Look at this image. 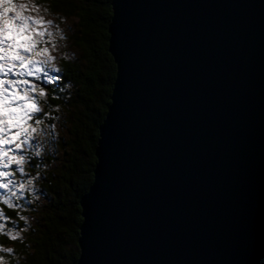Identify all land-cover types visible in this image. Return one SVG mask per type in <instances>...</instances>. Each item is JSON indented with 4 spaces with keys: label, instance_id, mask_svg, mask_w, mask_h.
Instances as JSON below:
<instances>
[{
    "label": "water",
    "instance_id": "water-1",
    "mask_svg": "<svg viewBox=\"0 0 264 264\" xmlns=\"http://www.w3.org/2000/svg\"><path fill=\"white\" fill-rule=\"evenodd\" d=\"M117 75L77 264H255L264 0H114Z\"/></svg>",
    "mask_w": 264,
    "mask_h": 264
},
{
    "label": "trees",
    "instance_id": "trees-1",
    "mask_svg": "<svg viewBox=\"0 0 264 264\" xmlns=\"http://www.w3.org/2000/svg\"><path fill=\"white\" fill-rule=\"evenodd\" d=\"M113 1L41 0L48 14L72 22L68 38L79 55L62 56L59 71L51 76L60 78L42 83L46 95L36 96L41 112L36 113L35 121L39 119V129H47L42 150L48 152L42 155L41 150L30 149L26 165L45 201L41 208L31 202L35 209L31 215L42 222L15 240L0 236L2 247L8 249L1 254L7 264H77L83 222L80 201L94 180L100 126L117 75L109 51ZM7 210L6 216L21 231L30 216ZM255 264H264V242L262 259Z\"/></svg>",
    "mask_w": 264,
    "mask_h": 264
},
{
    "label": "snow or ice",
    "instance_id": "snow-or-ice-1",
    "mask_svg": "<svg viewBox=\"0 0 264 264\" xmlns=\"http://www.w3.org/2000/svg\"><path fill=\"white\" fill-rule=\"evenodd\" d=\"M26 9L27 5L17 6L15 0H0V167L5 169L23 163V157L10 154V146L19 150L22 143L28 142L33 131L28 122L34 114L41 112L33 98L36 86L24 77L39 79L43 72L49 84L60 78L51 77L44 71L52 58L47 50L38 47L43 37L52 34L42 30L44 21L25 15ZM52 71L59 70L53 68ZM10 76L15 79H9ZM38 95L43 97L46 93L41 88ZM35 122L39 123V119ZM8 176V172L0 171V178ZM0 189H9V183H0ZM23 189L24 185H20V190ZM3 202L9 208L13 207L11 201L5 199ZM2 230L3 226H0ZM11 239L17 237L13 234Z\"/></svg>",
    "mask_w": 264,
    "mask_h": 264
},
{
    "label": "rangeland",
    "instance_id": "rangeland-1",
    "mask_svg": "<svg viewBox=\"0 0 264 264\" xmlns=\"http://www.w3.org/2000/svg\"><path fill=\"white\" fill-rule=\"evenodd\" d=\"M15 3L17 6L27 5V9L25 10L24 14L29 15L32 18H39L44 21L42 30L52 34L51 36L43 37L42 43H40L38 47L47 50L48 55L52 58L44 71H47L49 76H52V74H57V72H53L52 69L58 68V61L62 56L74 58L79 55V52L72 47V44L68 38V34L73 29L74 25L71 24V21L61 20L51 14H48L45 8H43L41 5V0H15ZM41 59H43V57H41ZM39 77V79H37L35 76L24 77V79H27L30 84L36 86V89L33 91V98L36 101H38L36 97L38 95V91L42 88L41 84L47 83L43 72L39 74ZM8 78L15 79V77L11 76ZM38 97L44 98V96L41 97L39 95ZM35 115L36 114H34L33 118L28 122L29 126L33 128L32 133H30L28 137V142L22 143L19 150H15L14 146H10V154L17 157H23V163L20 165H10L6 169L0 167V171H6L9 173L7 178H0V183H9V189H0V226H3V230L0 231V236L4 235L9 238H11V235L13 234L16 237L24 236L32 225H37L39 222H42L41 220L38 222L39 218L36 219L33 215H31L35 209L30 203H38L37 207L41 208L45 201L39 192L38 186L34 182L36 180H34L33 177L28 174L26 165L28 156L27 153H29L30 149H35L37 151L41 150L42 155H45L48 152L46 148L45 151L42 150L45 139H47V129H42V127L39 129V126H37L35 122ZM20 185H24L23 191L20 190ZM5 199L12 202V208L18 210L19 215L23 213V216L26 214L30 216L28 219H24V226L22 227L21 231L17 228L15 220H11L6 216L8 212L7 209L10 208L3 202ZM35 216L38 217L37 212ZM8 222L15 224V226L10 225ZM7 251L8 249L2 247V244L0 243V264H7L1 255Z\"/></svg>",
    "mask_w": 264,
    "mask_h": 264
},
{
    "label": "clouds",
    "instance_id": "clouds-1",
    "mask_svg": "<svg viewBox=\"0 0 264 264\" xmlns=\"http://www.w3.org/2000/svg\"><path fill=\"white\" fill-rule=\"evenodd\" d=\"M6 7V6H5Z\"/></svg>",
    "mask_w": 264,
    "mask_h": 264
}]
</instances>
